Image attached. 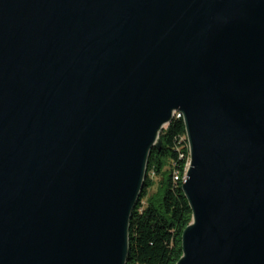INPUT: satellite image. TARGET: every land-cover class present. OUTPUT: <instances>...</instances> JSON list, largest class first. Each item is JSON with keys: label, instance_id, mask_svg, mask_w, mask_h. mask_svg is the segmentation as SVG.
Masks as SVG:
<instances>
[{"label": "water", "instance_id": "water-1", "mask_svg": "<svg viewBox=\"0 0 264 264\" xmlns=\"http://www.w3.org/2000/svg\"><path fill=\"white\" fill-rule=\"evenodd\" d=\"M177 114V264H264V0H0V264H127Z\"/></svg>", "mask_w": 264, "mask_h": 264}, {"label": "trees", "instance_id": "trees-1", "mask_svg": "<svg viewBox=\"0 0 264 264\" xmlns=\"http://www.w3.org/2000/svg\"><path fill=\"white\" fill-rule=\"evenodd\" d=\"M160 140L161 149L151 152L145 187L130 220L127 264H177L183 254V233L192 222L182 190L190 160L183 119L176 115Z\"/></svg>", "mask_w": 264, "mask_h": 264}, {"label": "rangeland", "instance_id": "rangeland-1", "mask_svg": "<svg viewBox=\"0 0 264 264\" xmlns=\"http://www.w3.org/2000/svg\"><path fill=\"white\" fill-rule=\"evenodd\" d=\"M154 180L156 181V183H158L159 182V178H154ZM156 191H157V186L156 187H154L151 191H150V194L152 195V194H155L156 193Z\"/></svg>", "mask_w": 264, "mask_h": 264}, {"label": "bare ground", "instance_id": "bare-ground-1", "mask_svg": "<svg viewBox=\"0 0 264 264\" xmlns=\"http://www.w3.org/2000/svg\"><path fill=\"white\" fill-rule=\"evenodd\" d=\"M178 117H180V115H177Z\"/></svg>", "mask_w": 264, "mask_h": 264}, {"label": "built area", "instance_id": "built-area-1", "mask_svg": "<svg viewBox=\"0 0 264 264\" xmlns=\"http://www.w3.org/2000/svg\"><path fill=\"white\" fill-rule=\"evenodd\" d=\"M178 115V114H177Z\"/></svg>", "mask_w": 264, "mask_h": 264}]
</instances>
